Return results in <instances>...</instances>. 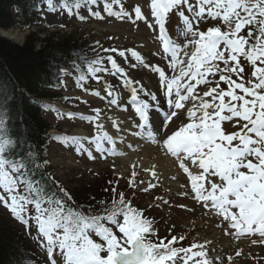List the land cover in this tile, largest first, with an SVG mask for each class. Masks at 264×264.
Wrapping results in <instances>:
<instances>
[{"label": "snow or ice", "instance_id": "obj_1", "mask_svg": "<svg viewBox=\"0 0 264 264\" xmlns=\"http://www.w3.org/2000/svg\"><path fill=\"white\" fill-rule=\"evenodd\" d=\"M46 4L50 11L59 8L80 22L114 18L137 28L143 24L160 42L151 54L168 59L160 66L146 61L136 48H103L98 41L103 52L111 54L97 52L87 60V75L80 72L77 85L83 87L89 77L99 82L98 74H107L117 77L122 87L105 79L101 90L106 95L91 92L106 101L107 111L97 107L92 114L80 115L92 131L65 137L63 146L95 160L97 154L123 155L124 149L135 150L141 142L157 145L174 159L177 175L186 177L177 195L190 197L207 215L218 218L216 227L226 235L264 245V0H144L143 5H126L124 0H62L57 5L46 0ZM173 16L183 24L180 43L169 35L167 25ZM209 19L219 23L208 24ZM116 57L131 69L154 73L155 90L132 78ZM244 62L251 68V79ZM59 73L72 74L65 69ZM201 85L202 94L197 90ZM12 99L8 85L0 84V204L26 229L35 226L33 239L46 256L45 264H226L220 256H209L211 241L193 240L185 247V236L159 238L147 209L115 188L109 201L87 211L82 205H69L73 197L62 186L60 197L47 193L33 178V169L48 166L47 159L41 163L31 150L21 159L6 154L15 143L8 135ZM61 115L76 118L72 112ZM142 171L157 178L155 165ZM136 175L133 171L128 187L143 192L156 187L154 183L140 187L143 182ZM179 207L191 211L187 205ZM231 262L228 257L227 264Z\"/></svg>", "mask_w": 264, "mask_h": 264}, {"label": "rangeland", "instance_id": "obj_2", "mask_svg": "<svg viewBox=\"0 0 264 264\" xmlns=\"http://www.w3.org/2000/svg\"><path fill=\"white\" fill-rule=\"evenodd\" d=\"M124 2L126 5H132L137 2L143 5L144 0H124ZM192 2L195 3V0H192ZM40 8L43 12V26L33 29L32 32L35 31V34L39 33L40 38L60 41L72 39L73 43L76 44L80 58L85 63L87 60L94 59L97 52L105 56L111 54L103 52V48L107 47L136 48L145 55L146 61L159 64L160 66H166L168 63V59L162 58V54L161 56H153L151 54L160 46L158 40L154 39L156 33L147 29L143 24H140V27L137 28L129 22H122L114 18H107L103 21L91 18L87 22H80L75 17L69 18L66 11H62L59 8L55 12L50 11L47 8L46 0H40ZM99 8L102 11L103 5L100 4ZM81 12L83 13V9H81ZM176 17L177 19L172 17L167 27L174 32L175 40L180 43L183 41V24L180 18ZM207 23L217 24L219 22L209 19ZM62 24L66 26L61 27ZM4 33H9L12 38L3 35ZM29 34L30 31L21 32L19 30L7 31L0 29V37H6L10 42L19 45L24 42ZM98 41L103 48L97 45ZM140 45H144V47L140 48ZM116 58L132 78L141 80L149 89L155 90L158 77L154 73H150L149 70L142 67L131 69L128 65L123 64L119 57ZM244 64L246 71L249 73L248 78L251 79L249 66H247V62H244ZM167 71L171 74V69H167ZM98 75L102 76L101 81L97 82L89 77L86 83L82 82L83 87L77 85L76 79L75 83H72L70 78L63 79L65 81L64 84L59 82L63 90L62 95L65 94L66 97L65 104H62V106L69 108L70 111L76 114L80 113L83 115L92 114L91 109L97 107L104 108L107 111L106 101L92 96L91 92L101 91L102 95H106L101 90V85L105 79L118 88L122 87V85L117 77H110L107 74ZM209 79L215 81L218 76L215 78L210 77ZM221 87H225L222 82ZM85 88L88 89L87 92L84 91ZM203 88L204 86L201 85L197 90L201 91L202 94ZM124 95H127V93L125 92ZM76 97H80V99L77 100ZM121 99H123V95ZM85 100L88 103L82 102ZM115 112L121 116L124 115L119 109H115ZM109 114L113 113L109 112ZM75 117L70 119L62 116L61 112L47 111L45 114V120L58 129L54 131L57 135L54 143L49 148V161L52 164V168H54V177L83 206L84 211H87L90 206L96 209L100 208L101 201L107 202L114 196L111 189L115 188L118 192H124L129 200L134 201L135 205L147 209L146 215L153 219L159 238L171 237L174 233L177 236H185L186 239L183 241V245L186 247L193 240H202L204 237L202 235H209L210 233L208 232L210 231H212L211 235H213V231H215V234L218 233V236L228 239V242L224 244V247H226L224 253L223 249L216 250L207 244L206 250H208L210 257L220 256L226 261V264L228 257L232 258L231 264H264V245L259 243L253 245L251 243L254 247L250 252L244 251V255L236 256V252L240 250L238 248L239 243L246 241V239L240 240V238H235L234 235H226L222 228L216 227L218 218L207 215V210L190 197L177 195L179 184L186 183V177H177L176 180H172L171 177L168 179L163 177L161 182L150 178V183H154L156 187L151 188L146 193L138 188L128 187V181L132 178L131 174L133 171L137 173L135 179L143 182L140 187H144L148 183L145 182V176L149 175V173L142 171L140 167L138 169L134 168L130 163L134 159L129 160L130 157L120 159V157H117L114 159L109 158L111 160L87 161L88 158L86 156L77 155L71 149L64 147L63 141L65 137L74 136L76 131L82 130L88 132V135L92 131L91 125L78 119L77 116ZM238 130V127H229V131ZM138 148H140L137 150L139 156H142L144 151L152 152L154 155H164L158 151L157 145L145 143L144 146ZM171 160L172 162L174 161L173 158ZM168 180L171 182H168ZM157 191L161 193L157 195ZM157 197L167 199L169 203L164 204L161 200H157ZM181 204L187 205L191 211L179 207ZM0 230L7 231L12 238L19 241L26 248L35 264H45L46 256L38 247L37 241L33 239L36 235L35 226L33 225L32 229H26L25 226L14 219L10 211L2 204H0Z\"/></svg>", "mask_w": 264, "mask_h": 264}, {"label": "trees", "instance_id": "obj_3", "mask_svg": "<svg viewBox=\"0 0 264 264\" xmlns=\"http://www.w3.org/2000/svg\"><path fill=\"white\" fill-rule=\"evenodd\" d=\"M37 10L36 0H0V29L27 31L41 26ZM76 49L72 39H46L35 33L29 34L21 45L0 37V84H7L13 95L8 106V135L15 143L6 150L8 158L21 159L31 150L41 163L47 159L51 138L46 134L54 126L44 119L43 107L31 96L60 99L51 91L57 89L59 70L79 68L81 72L83 69L84 63ZM51 172L49 165L42 166L33 169V178L40 181L47 193L60 197L61 185L53 180ZM27 256L17 240L0 230V264H28Z\"/></svg>", "mask_w": 264, "mask_h": 264}, {"label": "bare ground", "instance_id": "obj_4", "mask_svg": "<svg viewBox=\"0 0 264 264\" xmlns=\"http://www.w3.org/2000/svg\"><path fill=\"white\" fill-rule=\"evenodd\" d=\"M3 35L12 38V35H10L9 33L8 34L4 33ZM84 134L87 135L84 131H79V132L75 133L76 136H83ZM141 144H142V142H141ZM124 151H125V154H127L133 150L129 151L128 149H124ZM127 158H129V160L134 159V161L130 162V163L134 168H137V169H138V167H140V169H142L143 167L151 168L153 165H155V171L157 174V178H153L151 176V174L148 172L149 175L147 174L145 176V182L150 183L151 182L150 178L152 180L157 181V182H161V178H163V177L166 179L172 177L173 175H176L177 177H181L180 174L177 175V169L175 168V165L172 164V161L169 158H167L161 154L154 155L152 152L150 153V152L144 151L142 153V156H139L138 153L136 151H134V153L131 154L130 156H128ZM168 182H171V181L168 180ZM208 233H210V234L209 235H202L206 238L204 241H211V243H209V245H211L216 250L217 249L226 250V247H224V244L227 243L228 240H225L222 236H218L217 234H215V231H213V233H214L213 235H211L212 231H210Z\"/></svg>", "mask_w": 264, "mask_h": 264}]
</instances>
